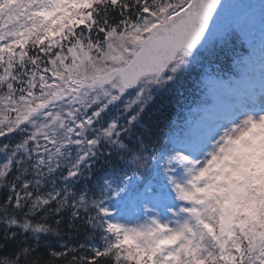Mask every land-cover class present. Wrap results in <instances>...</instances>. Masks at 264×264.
<instances>
[{"label": "snow or ice", "instance_id": "snow-or-ice-1", "mask_svg": "<svg viewBox=\"0 0 264 264\" xmlns=\"http://www.w3.org/2000/svg\"><path fill=\"white\" fill-rule=\"evenodd\" d=\"M234 9L0 0V264H264V3L258 72ZM197 67L205 115L159 132Z\"/></svg>", "mask_w": 264, "mask_h": 264}, {"label": "rangeland", "instance_id": "rangeland-1", "mask_svg": "<svg viewBox=\"0 0 264 264\" xmlns=\"http://www.w3.org/2000/svg\"><path fill=\"white\" fill-rule=\"evenodd\" d=\"M239 23L245 28L246 31H250L251 32V36L249 39L247 40H241V41H237L236 42V48H235V51L237 53H240L241 55L243 54V52H239L240 50V44L243 43V46L244 48L246 49H249L250 51L254 48L255 49V45L258 43L256 39H254L253 37V32L251 30V27L252 29H254V31H257L258 29H260V24H259V9H257L255 11V19H254V22L253 21H247L245 22L243 20V18L239 21ZM254 41V43H252ZM244 50V49H243ZM242 50V51H243ZM258 57H259V54L256 53V60H257V63H256V68L258 66ZM208 64L206 63L205 66H207ZM232 65L234 66V61L232 62ZM257 72H258V68H257ZM200 106L194 108V109H197L199 108Z\"/></svg>", "mask_w": 264, "mask_h": 264}, {"label": "trees", "instance_id": "trees-1", "mask_svg": "<svg viewBox=\"0 0 264 264\" xmlns=\"http://www.w3.org/2000/svg\"><path fill=\"white\" fill-rule=\"evenodd\" d=\"M169 98H171V99L174 98L173 94L170 92V89H169L167 92H165V93L162 95V97H161V99L163 100V104H161V101L158 100V101H157V102L151 107V109L149 110L150 115L153 114V113H155L156 111H158V110L161 109V108L167 109V108L169 107V105H168V100H169ZM172 100H173V99H172ZM173 102H178V101L173 100ZM171 112H172V107H171V109H170V113H169V115L171 114ZM169 115H168V116H169ZM146 122H147V118H146ZM163 123H164V121H161V122H160L159 129H158L159 132H160V130H161V127H162V124H163ZM81 235H83V230H82Z\"/></svg>", "mask_w": 264, "mask_h": 264}, {"label": "water", "instance_id": "water-1", "mask_svg": "<svg viewBox=\"0 0 264 264\" xmlns=\"http://www.w3.org/2000/svg\"><path fill=\"white\" fill-rule=\"evenodd\" d=\"M239 1H241V0H229V2H233V3H237V4L239 3ZM262 3H264V0H254V1H251L249 4L254 5L255 7H258ZM249 4H245V5H249ZM236 12H238V15L235 18H237L244 11L239 10V9H234L233 14H235ZM235 18H234V20H235Z\"/></svg>", "mask_w": 264, "mask_h": 264}]
</instances>
